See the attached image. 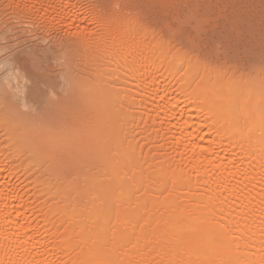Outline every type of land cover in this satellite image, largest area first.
<instances>
[{
  "label": "bare ground",
  "instance_id": "bare-ground-1",
  "mask_svg": "<svg viewBox=\"0 0 264 264\" xmlns=\"http://www.w3.org/2000/svg\"><path fill=\"white\" fill-rule=\"evenodd\" d=\"M0 56V264H264V0H0Z\"/></svg>",
  "mask_w": 264,
  "mask_h": 264
},
{
  "label": "rangeland",
  "instance_id": "rangeland-1",
  "mask_svg": "<svg viewBox=\"0 0 264 264\" xmlns=\"http://www.w3.org/2000/svg\"><path fill=\"white\" fill-rule=\"evenodd\" d=\"M2 58V59H1ZM4 58L2 57V56H0V63L1 62H4V60H3ZM0 68H1V66H0ZM17 77H12V79L11 78H9V80L8 81H6V82H4V84L5 85H8V86H10V87H15V89L17 90V91H19L20 93H22V91L24 90L23 89V87H24V85H26L25 84V81L24 80H22V79H20V78H17ZM19 82V83H18ZM12 84V85H11ZM18 84V85H17Z\"/></svg>",
  "mask_w": 264,
  "mask_h": 264
}]
</instances>
